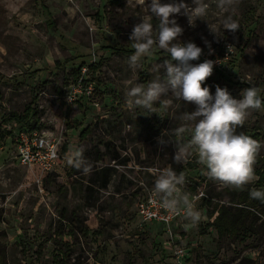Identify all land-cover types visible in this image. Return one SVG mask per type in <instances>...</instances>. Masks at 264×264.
I'll use <instances>...</instances> for the list:
<instances>
[{
  "label": "rangeland",
  "instance_id": "obj_1",
  "mask_svg": "<svg viewBox=\"0 0 264 264\" xmlns=\"http://www.w3.org/2000/svg\"><path fill=\"white\" fill-rule=\"evenodd\" d=\"M119 1L0 0V264H264V209L249 201L251 189H264L260 178L243 189L214 181L194 149L187 163H176V146L189 143L195 125L185 116L194 103L169 92L151 110L127 105L128 88L163 80L169 57L155 48L131 68L129 56L111 50L134 53L130 33L148 14L147 0ZM203 3L195 26L182 13L176 19L179 39L200 46L201 60L217 61L205 85L236 98L241 86H253L264 100V0ZM230 22L237 30L226 29ZM33 94L40 128L62 139L61 153L83 147L86 174L65 159L39 180L19 164L9 118L22 116ZM237 132L257 141L254 170L261 171L264 107L250 110ZM168 166L187 170L181 192L195 198L196 225L182 207L170 222H147L140 212L139 202L160 201L154 182ZM221 206L243 215L246 229L220 238L209 228L216 216L209 214Z\"/></svg>",
  "mask_w": 264,
  "mask_h": 264
},
{
  "label": "clouds",
  "instance_id": "obj_2",
  "mask_svg": "<svg viewBox=\"0 0 264 264\" xmlns=\"http://www.w3.org/2000/svg\"><path fill=\"white\" fill-rule=\"evenodd\" d=\"M147 7L148 14L141 16L130 33L135 51L128 57V64L131 68L137 67L141 58L150 55L155 48L164 50L169 58L161 65L163 80H153L146 87L135 85L128 88L127 105L151 110L154 102L169 92L177 99L194 103L195 110L185 116L188 121H195V125L188 129L191 133L189 143L176 146V163H187L194 149L198 162L204 165L210 179L243 189L255 178L258 144L251 136L238 133L237 127L244 124L250 110L264 107L259 90L253 86L243 88L240 98H236L227 87L217 85L213 93L211 87L205 85L217 61L209 59L192 63L199 60L203 49L195 42L179 39L184 29L176 19V14L182 13L189 24L195 26L196 21L206 14L203 0H191V3L187 0H147ZM153 20L157 23L154 24ZM226 29L235 31L237 24L227 23ZM232 51L233 46L229 45L228 52ZM185 131L184 127H179L175 133L181 135ZM160 142L167 143L165 140ZM83 152V147H77L65 159L68 166L86 174L89 164ZM184 184V173L168 166L156 177L153 191L165 209L177 213L182 207L186 218L196 225L201 220V213L195 206V198L190 199L187 193L181 192ZM249 197L264 202V189H251Z\"/></svg>",
  "mask_w": 264,
  "mask_h": 264
},
{
  "label": "built area",
  "instance_id": "obj_3",
  "mask_svg": "<svg viewBox=\"0 0 264 264\" xmlns=\"http://www.w3.org/2000/svg\"><path fill=\"white\" fill-rule=\"evenodd\" d=\"M79 81L82 84V79ZM10 129L12 133L10 137L15 144L19 164L25 167L36 179L40 177L39 180H43L48 174L56 171L71 152L68 149L61 153L62 139L53 132L40 128L39 125L21 128L15 122L13 127L8 128V130ZM137 205L140 207V212L145 221L170 222L172 213L165 209L154 196L145 203L139 202Z\"/></svg>",
  "mask_w": 264,
  "mask_h": 264
},
{
  "label": "trees",
  "instance_id": "obj_4",
  "mask_svg": "<svg viewBox=\"0 0 264 264\" xmlns=\"http://www.w3.org/2000/svg\"><path fill=\"white\" fill-rule=\"evenodd\" d=\"M121 1L119 0H108V4L111 6L114 5H119ZM253 10L250 8L248 10V13L251 14V17H254L255 15L252 14ZM254 12V11H253ZM111 50L119 55H125V56H131L133 54L132 51L129 50H125V49H119V48H111ZM199 63L203 62V60H201L199 58L198 60ZM80 71L78 72L77 78H80ZM219 75L221 77L223 76L222 72H219ZM82 83H84V85H86V83L84 82V80H82ZM248 86H241V88H246ZM38 95L33 94L32 95V102L30 103V105L27 107L26 111L24 112V114L22 116H18L16 114H13L9 120L10 121H16V123H18V125L21 128H31L33 125L37 126L40 123V116H39V105H38ZM8 137H10L12 135L11 132H8ZM89 133V129L85 130L82 135H85ZM5 135H1V137H4ZM189 166H192L191 164H188ZM180 172H183L185 177H187V170L181 168ZM255 175H257L260 180L258 181V186L260 187H264V180H262V177H264V168L260 170H255ZM106 185V184H105ZM248 199V198H247ZM251 200V203L254 205L255 203H258V205H260L262 207V209H264V202H261L260 200H254L249 198V201ZM248 201V200H247ZM264 211V210H263ZM214 215V222L211 224H208L209 228H215L217 231V234L220 238L225 237L226 235H230V234H237L239 233V231H242L244 229H246L245 227V219L243 217V215L237 213V212H232L230 210V208L225 207V206H221L219 208H216L214 210V212H212L211 214H209V217L212 218ZM244 228V229H243Z\"/></svg>",
  "mask_w": 264,
  "mask_h": 264
},
{
  "label": "crops",
  "instance_id": "obj_5",
  "mask_svg": "<svg viewBox=\"0 0 264 264\" xmlns=\"http://www.w3.org/2000/svg\"><path fill=\"white\" fill-rule=\"evenodd\" d=\"M16 122V121H15Z\"/></svg>",
  "mask_w": 264,
  "mask_h": 264
}]
</instances>
